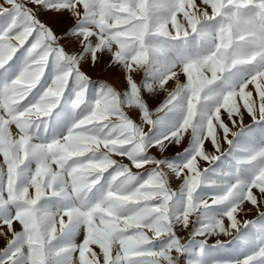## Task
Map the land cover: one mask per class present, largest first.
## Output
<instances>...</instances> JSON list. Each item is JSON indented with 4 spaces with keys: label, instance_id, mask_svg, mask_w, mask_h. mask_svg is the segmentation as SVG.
I'll use <instances>...</instances> for the list:
<instances>
[{
    "label": "snow or ice",
    "instance_id": "6c2138e0",
    "mask_svg": "<svg viewBox=\"0 0 264 264\" xmlns=\"http://www.w3.org/2000/svg\"><path fill=\"white\" fill-rule=\"evenodd\" d=\"M0 264H264V0H0Z\"/></svg>",
    "mask_w": 264,
    "mask_h": 264
},
{
    "label": "rangeland",
    "instance_id": "374dc122",
    "mask_svg": "<svg viewBox=\"0 0 264 264\" xmlns=\"http://www.w3.org/2000/svg\"><path fill=\"white\" fill-rule=\"evenodd\" d=\"M92 76H93V78L95 79L97 76H99L100 75V73H99V71L97 70L96 72H93V73H90ZM245 123L246 124H248V123H250V120L248 119V118H246L245 119ZM225 147H226V145H225ZM209 148H211V146L209 145ZM180 149H173L172 150V152H170V153H168L169 155H174V153L176 152V151H179ZM173 187L175 188L176 187V184L174 183L173 184ZM254 215V213H250L249 214V216H248V218H252V216ZM209 243H213V241H209Z\"/></svg>",
    "mask_w": 264,
    "mask_h": 264
}]
</instances>
